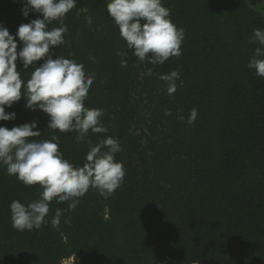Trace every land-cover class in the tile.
<instances>
[{"label":"trees","instance_id":"1","mask_svg":"<svg viewBox=\"0 0 264 264\" xmlns=\"http://www.w3.org/2000/svg\"><path fill=\"white\" fill-rule=\"evenodd\" d=\"M162 3L185 32L182 54L163 64L138 61L108 16L107 0H77L63 18L65 43L50 51L95 77L84 105L103 110L107 133L89 131L77 143L75 132L48 129L47 114L28 109L23 96L5 107L16 119L0 126L37 121L42 135L31 139L58 135L59 151L75 166L85 162L88 140L116 138L122 151L115 158L126 174L107 199L90 188L70 211L71 201L54 199L41 228L21 232L12 227L9 205L39 199L42 189L0 166V264H61L75 253L77 264H264V78L247 67L259 46L249 38L264 30V15L247 0ZM21 7V0H0V22L10 34L39 15L24 18ZM60 26L57 20L48 29ZM173 70L180 80L170 96L159 77ZM17 71L26 83L34 67L18 58ZM193 108L198 116L189 125ZM57 209L65 211L53 227Z\"/></svg>","mask_w":264,"mask_h":264},{"label":"clouds","instance_id":"2","mask_svg":"<svg viewBox=\"0 0 264 264\" xmlns=\"http://www.w3.org/2000/svg\"><path fill=\"white\" fill-rule=\"evenodd\" d=\"M21 2L24 18H28L31 12L39 15L29 23L19 25L15 35L10 34L0 22V121L16 119V113L6 112L5 107L11 108L23 96L28 109H39L47 114L48 129L60 133L75 132L77 143L84 142L89 131L107 133L108 129L101 121L103 110L84 105L95 77L92 74L86 77L83 64L63 56L57 57L54 51H50L65 43L64 34L68 28L63 24V18L76 7L77 0ZM107 14L139 62L163 64L170 57L182 54L184 29L172 22L170 9L163 6L162 0H107ZM85 19L89 25L92 24L91 16ZM57 20L61 26L49 30L48 25ZM17 37L22 42L19 51ZM249 43L259 46L255 48L247 67L255 69L256 75L264 78V30L253 29ZM117 55L126 56L127 53L118 51ZM18 58L25 69L34 67L26 83L17 71ZM41 60L43 63L37 66ZM121 67H127L126 60H121ZM159 79L166 82L168 95L177 91L176 81L180 80L177 70L161 74ZM182 85L181 80L179 86ZM164 114L170 116L172 113L166 110ZM197 116L198 109H191L187 123L193 125ZM179 118L184 119L183 116ZM41 135L37 121L11 129L0 126V166H6L7 174L15 175L24 185L38 184L42 189L39 199L27 204L13 200L9 205L12 227L21 232L40 229L54 199L57 203L71 201L69 211L76 209L78 198L90 188L107 199L121 187L126 174L123 162L115 158L122 149L114 137L106 136L96 144L88 140L85 162L82 166H75L59 151L58 135H52L47 140L31 139ZM64 211L56 210L51 219L53 227L60 225ZM65 223H70V220H65ZM77 259L75 253L67 261L62 259L61 264H76Z\"/></svg>","mask_w":264,"mask_h":264},{"label":"rangeland","instance_id":"3","mask_svg":"<svg viewBox=\"0 0 264 264\" xmlns=\"http://www.w3.org/2000/svg\"><path fill=\"white\" fill-rule=\"evenodd\" d=\"M247 2H248V5L251 8H253L254 10H257V11L261 12L264 15V0H247ZM142 74L143 73H141V75ZM143 112L145 113L146 112V109ZM133 129H135V134H138L139 133L137 127L136 128H133ZM142 131H144V128H142ZM64 260L67 261V259H64ZM76 264H77V262H76Z\"/></svg>","mask_w":264,"mask_h":264}]
</instances>
